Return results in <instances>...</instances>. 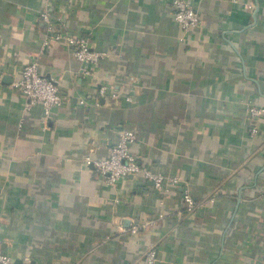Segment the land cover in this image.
I'll return each instance as SVG.
<instances>
[{
    "label": "crops",
    "instance_id": "crops-1",
    "mask_svg": "<svg viewBox=\"0 0 264 264\" xmlns=\"http://www.w3.org/2000/svg\"><path fill=\"white\" fill-rule=\"evenodd\" d=\"M194 3L186 30L174 0H0V245L16 263L264 264V0ZM45 9L99 59L45 45ZM35 60L64 96L50 111L14 86ZM124 132L163 189L145 171L107 181Z\"/></svg>",
    "mask_w": 264,
    "mask_h": 264
},
{
    "label": "built area",
    "instance_id": "built-area-1",
    "mask_svg": "<svg viewBox=\"0 0 264 264\" xmlns=\"http://www.w3.org/2000/svg\"><path fill=\"white\" fill-rule=\"evenodd\" d=\"M238 1V0H233ZM175 18L180 24L189 30L202 23V15L194 0H174ZM40 18L43 26V41L48 45L51 41L66 43L75 56L83 61L96 62L100 54L91 50L89 38L86 36H77L69 32L62 21L61 17L53 14L49 9L40 12ZM88 72L87 69L84 70ZM14 86L26 98V105L31 109L34 105L42 103L50 111L54 106L64 104V96L62 95L59 86L53 82L47 75L40 70L39 61L35 60L22 67L21 78L14 82ZM106 87L102 88V94H107ZM82 104L87 103V100L82 98ZM252 115L259 116L262 114L260 107L251 106ZM253 132L257 129L253 127ZM135 138L132 132H124L119 142L111 149L110 155L99 161L104 175L107 176V181L115 183L119 179L145 171L150 179L153 180L156 189H163L166 179L160 174H155L149 167L140 165L138 157L129 149V140ZM185 200V208L187 211L194 210L197 205H200L188 191L183 196ZM264 200V194H263ZM139 225L135 224L131 228L123 229V231L137 232ZM155 250L150 251L146 257V261L151 262L155 259ZM0 264H18L9 252L4 250L0 245ZM22 264H33L30 258H26Z\"/></svg>",
    "mask_w": 264,
    "mask_h": 264
}]
</instances>
